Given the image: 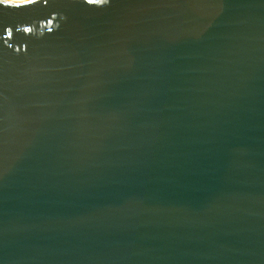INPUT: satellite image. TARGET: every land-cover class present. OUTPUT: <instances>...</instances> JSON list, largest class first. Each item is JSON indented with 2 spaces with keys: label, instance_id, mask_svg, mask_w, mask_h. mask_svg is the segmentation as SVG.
I'll list each match as a JSON object with an SVG mask.
<instances>
[{
  "label": "water",
  "instance_id": "95a60500",
  "mask_svg": "<svg viewBox=\"0 0 264 264\" xmlns=\"http://www.w3.org/2000/svg\"><path fill=\"white\" fill-rule=\"evenodd\" d=\"M0 264H264V0L0 3Z\"/></svg>",
  "mask_w": 264,
  "mask_h": 264
},
{
  "label": "snow or ice",
  "instance_id": "6c2138e0",
  "mask_svg": "<svg viewBox=\"0 0 264 264\" xmlns=\"http://www.w3.org/2000/svg\"><path fill=\"white\" fill-rule=\"evenodd\" d=\"M36 0H23L22 3H12V0H0V3H5V4H9L13 7H17V8H21V7H25L28 4H33L35 3ZM89 3H94L95 0H88Z\"/></svg>",
  "mask_w": 264,
  "mask_h": 264
}]
</instances>
